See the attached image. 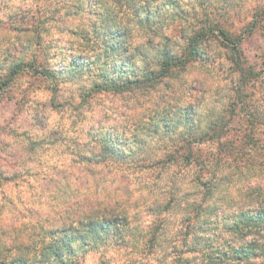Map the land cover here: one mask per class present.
<instances>
[{"label": "clouds", "instance_id": "clouds-1", "mask_svg": "<svg viewBox=\"0 0 264 264\" xmlns=\"http://www.w3.org/2000/svg\"><path fill=\"white\" fill-rule=\"evenodd\" d=\"M65 3L40 0L25 6L33 9V15L40 11L38 33L0 34V262L39 259L44 246L58 239L50 233L68 230L71 235L75 229L82 251L71 256L62 247L59 254L66 264H125L121 254L127 253L139 257L135 264H180L187 256L181 255L183 244L176 236L187 227L179 223L183 214L174 217L175 228L160 236L162 247L152 250L149 246L159 220L147 209L167 199L151 186L159 168L146 165L159 160L161 153L153 161H133L126 149L117 150L119 143L113 146L109 141L146 137L165 109L181 125L188 120L187 109H193V125L179 127L185 139L190 134L211 135L213 129L231 122V136L216 143L227 149L235 141L237 150L249 156L242 162L225 152L221 158V168L237 179L232 198L223 207L229 212L260 207L262 200L249 189L264 192V170L258 166L264 162V153L243 144L240 133L233 129L244 118L264 120V47H258L264 45V0H236L238 7L227 10V15L202 9L197 0H185L191 17L177 21L160 35L133 27L135 21L125 8L121 19L141 37L140 42H133L130 54L137 56L138 67L146 73H165L144 87L126 91L106 88L102 80L88 75L81 84L60 82L48 70L56 63L52 56L59 50L57 43L72 42L76 53L103 61V43L85 45L65 30L91 32L82 13L66 16L70 5L65 7ZM8 14L5 11L4 18ZM163 36L179 45L180 63L166 69L157 53L149 50L150 67H146L135 49L149 39L163 44ZM248 41H253L251 51L244 48ZM69 62L66 57L65 63ZM225 161L231 167L225 168ZM167 180L165 176L159 183ZM129 208L136 214L130 215ZM145 216L153 223L146 224ZM119 220L127 221L124 240L134 246L127 250L109 240L103 227L91 231L96 224ZM17 223L23 227L17 228ZM225 238L229 243L264 244V232H247L242 239ZM187 242L191 246L193 238L189 236Z\"/></svg>", "mask_w": 264, "mask_h": 264}, {"label": "trees", "instance_id": "trees-1", "mask_svg": "<svg viewBox=\"0 0 264 264\" xmlns=\"http://www.w3.org/2000/svg\"><path fill=\"white\" fill-rule=\"evenodd\" d=\"M209 1L197 0V5L206 9ZM69 5L70 9L66 16H77L84 13L88 28L91 29L89 32L88 29L75 28L72 30V34L83 35L82 39L87 43L94 41L103 43L105 49L103 61L101 62L99 58L95 61L91 59V63H95V65L89 67L87 64L88 67L86 68L84 67L86 59L82 56H74V54L72 58L67 57L70 61L68 64L49 66L48 70L56 76L57 80L66 77L74 79L80 73L87 71L93 74L96 79L102 80L106 88L117 91L144 87L149 82L161 79L165 74L146 73L144 69L138 67L135 60L137 56L130 54L133 52V29L124 23L120 13L127 8L128 13L135 21L134 27L149 29L154 33H160L159 30L166 26L169 18L172 22L174 20L187 21L189 16V12L182 7L185 6V3L179 0H66L65 6L68 7ZM187 6L192 7L191 4ZM163 39L165 43L157 45L158 47L153 48V50L161 58L160 63L166 69H170L180 63L179 54L170 37L163 36ZM36 44L40 46V41L37 40ZM135 51L138 55L140 52L142 54L146 52L141 51L140 47H137ZM142 60L146 67H150V61L145 58ZM77 64L79 67L76 66ZM187 111L189 117L186 125H181L180 121L165 109L156 116L157 122L154 123L153 129L149 131L146 137L142 139L133 137L131 140L125 138L122 142H118L114 137L109 141L113 146L119 143L117 150L126 149L131 154L133 161H153L157 155V152L154 155L155 153L152 151L154 144H161L158 150L162 151L163 155L153 164H149L151 166L163 164L162 167L168 169L172 165H184L189 170L195 165L200 166V172L195 174L192 179L190 178V181L189 179L186 180V184L182 181L179 182L178 186L183 184V189H179L180 194L175 195L171 200H167L166 203H158L148 208L151 211V216H155L159 220L152 240L149 241L150 248L154 250L155 247H162L159 244V238L161 235L167 234L171 228L170 213L179 207L177 214H183L180 223L187 226L186 230L176 234L177 238L181 239L184 248L181 255H187L180 264H253L255 261L264 262V244L256 242L250 244L229 243L225 238L228 235L242 239L247 232H264V192H260L259 189H249L250 194H255L257 199L262 200L261 206L258 208L229 212L223 207V205L229 204L231 200L229 194L231 193L228 190L227 193L225 192V188L229 189L228 186L220 187V185L230 181V178L235 175L231 172H225L221 168V158L225 152L228 156H235L237 159L240 155V159H244L249 153L242 150L238 151L235 141L227 149L223 144L219 146L216 143L217 140L224 136H231L232 132L223 127L213 129L211 135L193 136L190 134L185 139L184 135L179 133V127L194 123L192 120L193 109L189 107ZM247 121L251 124L250 135L246 133V130L236 133L243 134V137L248 135V145L244 142L245 145L253 147L258 152L259 143L255 135L257 125H260L261 122L257 121L255 116L251 120H245V122ZM201 122L203 120L200 121V125L203 126ZM207 142H212L218 150L216 154L211 153L206 159H202L199 150L193 147V144ZM169 143L171 144L169 145ZM224 166L225 168L231 167L226 161ZM258 166L264 170V162L259 163ZM201 171L205 172L206 175L201 176ZM171 196L174 195L171 194ZM184 201L185 206L182 204ZM129 214L135 215L136 211L129 212ZM209 216H214L216 219L210 222L207 219ZM152 223L153 221L150 224ZM101 227L105 229V236L109 240H113L118 247H134L124 240L127 221H105L103 225H94L91 231L98 232ZM50 234L58 237V239L54 241L53 245L44 246L39 259L18 258L10 262H0V264H66L62 255L59 254L62 247L67 248L71 256H76L82 251L78 244L75 229L71 230V235H69L68 230ZM189 236L193 238L191 246L187 242ZM168 242L165 240V243ZM9 251L11 250L9 249Z\"/></svg>", "mask_w": 264, "mask_h": 264}, {"label": "rangeland", "instance_id": "rangeland-1", "mask_svg": "<svg viewBox=\"0 0 264 264\" xmlns=\"http://www.w3.org/2000/svg\"><path fill=\"white\" fill-rule=\"evenodd\" d=\"M180 2H184L185 0H179ZM40 0H0V34H2L4 31H12V32H16V33H27L29 31H35V32H39V25H40V21L37 19V17L40 15V11L39 9L36 10V15H33V9L31 7H25L26 5H30V4H36L39 3ZM15 4L16 7L15 9H13L11 7V5ZM66 7V6H65ZM183 9L186 11V6H182ZM200 7V6H199ZM238 7V5L236 4V0H210L209 4H208V8H213L217 11V13L219 14L220 12H224V15H227V10H235ZM207 9V8H206ZM195 9H193L194 11ZM7 11L9 14L6 18H4L3 13ZM188 12V11H187ZM59 13V9L56 10V14L58 15ZM85 14L83 13V16ZM191 13H189V16L187 18L191 17ZM79 16V15H77ZM172 18V17H171ZM221 19L224 18V16L220 17ZM178 20H174V22H172V20H168L166 26L159 30L160 33H154L152 32L154 35H160L164 32V30L166 28L172 27V25H174ZM63 22V21H61ZM134 27V26H133ZM66 31H68L69 35H72L76 38H78L79 40H82L84 42L85 45H92L93 43H87V41H84L82 39L83 35H73L72 34V30L73 28H66ZM142 32L144 29H141ZM156 30V29H155ZM148 32H151L149 29H147ZM133 42L135 40H137V42H140V34L135 33L133 31ZM18 41L21 39L20 36L17 37ZM37 40H39V37L37 38ZM164 40V39H163ZM165 41V40H164ZM31 41H29L28 47H31ZM172 44L175 46V48L177 49L179 47L178 44H176L173 40H172ZM157 45H159L158 43H156L155 40L149 39L146 41L145 44L140 45V48H143V51H146L145 54H142L140 52L139 56L141 57V59L145 58L147 61H150V55H149V50H151L152 52H154L153 48L155 49V47H158ZM252 45H253V41H248L244 44V48L245 51H251L252 50ZM21 47L23 48L24 46L21 45ZM37 47H39L37 45ZM56 47L59 49L58 52L52 56V59L56 61L55 64H52L50 66H58L59 64H63L65 63V58L66 57H71L72 55L74 56H82L84 57L86 60L84 61V67H88L87 64H89V67H93L95 65V63H91V59L86 55L80 54V53H76L75 52V45L72 42H69L67 44H63V43H57ZM258 47H264V45H258ZM27 50V49H25ZM145 55V56H144ZM137 61V59H135ZM77 67H79V64L76 65ZM80 73V72H79ZM85 75H88L90 77H94L93 74H91L90 72H82L80 73L79 76H77L74 79L71 78H63L60 79V82H64V83H71L73 85H77V84H81L83 82V78ZM244 120H248L247 118H244ZM259 122H261L260 125H257V132H256V137L258 139V153H264L263 152V148H264V120H257ZM231 122H229L230 124ZM201 124L203 125V122H201ZM229 124H226L223 128L227 129L229 127ZM221 128V127H220ZM229 131H232V128L229 127L228 129ZM244 130H246V133L249 134L250 130H251V124L247 122L244 123H240L237 122V124L235 125V128L233 129L234 132H243ZM250 135V134H249ZM241 136V142L243 144H247L248 143V135H244L240 133ZM252 136V134H251ZM177 142L179 140H176ZM245 142V143H244ZM171 143H169L170 145ZM180 144V143H178ZM161 144H154V148L152 151H154L153 153H155L154 155H156L157 153H161V157L163 155L162 151H159L158 148L160 147ZM248 145V144H247ZM193 147L197 148L199 150L200 156H202V159H206L208 156L211 155V153H215L217 152V148L213 145L212 142H207L204 144H200V143H194ZM158 150V151H157ZM249 155L246 156V158ZM241 158V155L239 156L238 159ZM241 159L242 162L246 161L247 159ZM163 164H160L159 166H147V168H152V167H156L159 168V171L154 175V177H152V179L154 180V182L152 183V188L155 189V191L157 193L160 194V196L166 197L167 200H171L173 197H175V195L180 194L179 193V189L181 190V188L183 189V184L178 186L179 182L182 181L184 182V184H186V180L189 179V181L192 179V177L200 172V166L199 165H195L193 167H191V169H187L186 167L183 166H174L172 165L170 168L166 169L162 167ZM0 174L3 175L2 172H0ZM206 175L205 172L201 171V176ZM165 176L168 177L167 183H159L160 181H163ZM191 178V179H190ZM5 182H9V178L5 177ZM176 182V183H175ZM237 183V179L236 177H231L230 181L228 180L227 182H223L220 187L222 186H228L229 189L225 188V192L227 193V190L229 191V196H231L232 198V190L235 187ZM0 187H2V185H0ZM239 191V189H237ZM194 191V190H192ZM237 191V193H238ZM222 193V192H221ZM171 194H173L174 196H171ZM139 193L137 194V198H139ZM178 197V196H177ZM4 199L8 200L9 203H11V200L8 197H4ZM183 206H185V201L182 203ZM176 209V208H175ZM175 209L170 213L169 218L170 223H171V228H175L176 227V220L174 219V217L176 216H180L178 213V209L175 211ZM129 212H134L136 211L134 208H129L128 209ZM147 212L149 215H151V211L149 209H147ZM145 222L147 224H150L152 222V219L150 216H145ZM180 223V221H179ZM181 224V223H180ZM17 228H21L23 227L22 223H17L16 224ZM122 250H127V248L124 247H119ZM121 255H125L126 259H125V264H135V262L139 259V257H135L132 256L130 253L127 254H121Z\"/></svg>", "mask_w": 264, "mask_h": 264}]
</instances>
